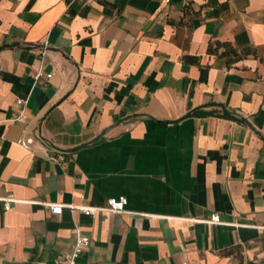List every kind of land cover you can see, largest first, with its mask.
<instances>
[{"label": "crops", "instance_id": "obj_1", "mask_svg": "<svg viewBox=\"0 0 264 264\" xmlns=\"http://www.w3.org/2000/svg\"><path fill=\"white\" fill-rule=\"evenodd\" d=\"M77 232L82 264H264V0H0V264Z\"/></svg>", "mask_w": 264, "mask_h": 264}, {"label": "built area", "instance_id": "obj_2", "mask_svg": "<svg viewBox=\"0 0 264 264\" xmlns=\"http://www.w3.org/2000/svg\"><path fill=\"white\" fill-rule=\"evenodd\" d=\"M42 76L41 72L35 74V79L38 80ZM17 103L19 105H24L26 103L25 99H18ZM17 121H20L18 118ZM19 143L25 146L31 145L33 143L32 139H20ZM14 201L13 198H9L5 200V211L9 210L11 207L12 202ZM127 199L125 196H120L116 198H110L107 201V205L105 207H79L82 212L86 216H95L98 213L102 212H112V213H124L126 209ZM49 210L54 215H61L65 208L64 205L57 204V203H50L48 204ZM71 208H76L75 206H71ZM210 221L213 223H220V216L218 214H214L211 216ZM91 240L88 236L83 235L80 232L76 233L74 238V242L68 251V253L58 257L56 259V264H82L80 262L81 256L84 254L85 250L90 246Z\"/></svg>", "mask_w": 264, "mask_h": 264}, {"label": "trees", "instance_id": "obj_3", "mask_svg": "<svg viewBox=\"0 0 264 264\" xmlns=\"http://www.w3.org/2000/svg\"><path fill=\"white\" fill-rule=\"evenodd\" d=\"M186 61H187V62L196 63V62H197V58H194V57H188V58L186 59ZM190 114H198V111H194V112H192V113H190ZM190 114H189V115H190Z\"/></svg>", "mask_w": 264, "mask_h": 264}]
</instances>
